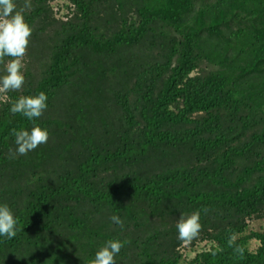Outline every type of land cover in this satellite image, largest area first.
<instances>
[{
	"label": "trees",
	"instance_id": "trees-1",
	"mask_svg": "<svg viewBox=\"0 0 264 264\" xmlns=\"http://www.w3.org/2000/svg\"><path fill=\"white\" fill-rule=\"evenodd\" d=\"M25 3L24 82L0 103V204L17 221L0 264H90L110 239L115 264H264V231L248 232L264 221V0ZM39 92L48 139L15 154L32 122L10 103Z\"/></svg>",
	"mask_w": 264,
	"mask_h": 264
},
{
	"label": "clouds",
	"instance_id": "clouds-1",
	"mask_svg": "<svg viewBox=\"0 0 264 264\" xmlns=\"http://www.w3.org/2000/svg\"><path fill=\"white\" fill-rule=\"evenodd\" d=\"M29 4L25 3V7ZM31 27L25 21L22 12L15 11L14 0H0V58L11 57L7 63L5 74L0 76V92L18 90L24 82L22 72V58L31 35ZM48 96L45 92L36 95L20 96L10 103V113L20 114L26 120L32 122L30 128H22L11 132L14 137L15 154L25 155L44 144L48 139V130L36 123L43 110L47 107ZM110 220L117 225L122 221L117 215H112ZM178 238L191 239L199 232L201 225L199 213L193 212L185 216L181 214L175 224ZM17 233V221L6 204H0V238L12 239ZM231 246L233 239L228 241ZM123 242L119 239L107 240L94 254L90 264H115V257L120 253ZM235 252L241 253L243 249L236 247Z\"/></svg>",
	"mask_w": 264,
	"mask_h": 264
},
{
	"label": "rangeland",
	"instance_id": "rangeland-1",
	"mask_svg": "<svg viewBox=\"0 0 264 264\" xmlns=\"http://www.w3.org/2000/svg\"><path fill=\"white\" fill-rule=\"evenodd\" d=\"M66 4L65 1H61V2H56L54 4V9H55V14L58 15V17L62 20H66V15H64V11H62L60 8H63L64 5ZM27 62L22 61L23 66L25 67ZM6 100V96L4 95L3 92H0V103L4 102ZM251 232H263L264 231V221H252L249 224V233ZM253 243V242H252ZM255 245H252L251 248H254ZM182 253H183V261H189L191 260V258L193 257L191 253L195 254L194 248L192 246H188V245H183L182 247Z\"/></svg>",
	"mask_w": 264,
	"mask_h": 264
}]
</instances>
